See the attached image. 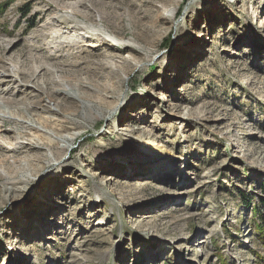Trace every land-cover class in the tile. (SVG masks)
<instances>
[{"label":"rangeland","instance_id":"374dc122","mask_svg":"<svg viewBox=\"0 0 264 264\" xmlns=\"http://www.w3.org/2000/svg\"><path fill=\"white\" fill-rule=\"evenodd\" d=\"M98 9L137 48L85 38L82 53L43 57L90 35L73 25L99 26ZM110 53L128 63L98 90ZM39 61L59 79L39 74L45 91L2 73ZM85 78L87 114L59 91ZM17 86L32 92H5ZM0 95L15 98L0 107V163L30 147L8 201L0 174V264H264V0H0ZM34 154L40 168L24 169Z\"/></svg>","mask_w":264,"mask_h":264},{"label":"bare ground","instance_id":"6f19581e","mask_svg":"<svg viewBox=\"0 0 264 264\" xmlns=\"http://www.w3.org/2000/svg\"><path fill=\"white\" fill-rule=\"evenodd\" d=\"M230 2H232V0H230ZM222 10H224V9L222 8ZM88 11L89 10H87L86 13H84V14H83V11L81 13L83 14V16H86V17L91 16V13H89ZM78 12H79V9H77V13ZM171 13L173 15L175 13V10H171ZM107 18H119V17H118L117 13L108 12L107 9H98V17H96V20L98 21V23H101V24H99V26H92V25H88L85 23H79L78 24V22H76V24L73 25V27L75 29H77L76 31L82 30V31L91 32V34L86 35V36L84 35L82 37L83 39L80 38L77 41H76V39H74V41H76L75 44L69 43L72 40H70L68 42L64 39H61V41L57 40L56 41L57 43H54V42L51 43L50 42L51 44L46 45L47 53H45L43 55V57H45L47 59L57 58L56 55H59V54H56V52L62 51V53H63L64 50H68L69 53H73L71 50L74 47L79 48V50H78V51H80L79 53H82L83 52V50H82L83 45L80 44V42L81 41L83 42V40H85V38H91V39L94 38L95 40H100L101 45L108 44L109 42H111L112 43L111 48L118 50V51L124 50L125 48H128V47L137 48L136 47L137 44H135V42L131 38L119 37V36L110 34L108 32V30L102 26V23L104 21L107 22L109 20ZM59 23L62 24V22H60V21H59ZM66 30H68V29H66ZM57 38H60V37H57ZM71 45H72V49L70 48ZM86 45H89V43H86ZM90 45L94 46V47L97 46L95 43L94 44L91 43ZM69 48H70V51H69ZM107 56L101 58L100 61L97 63L91 62V64L96 63L99 67H103L104 69L111 68V71L108 73V76H107L108 82L104 83V85H98V87L96 88L98 90H106V89H110V88L114 87L115 82L113 81V79L118 74V71L120 72V70L124 67V64L128 63V61H127V58H129L128 55L126 56L127 58L121 57V55H118V57H120L118 59L115 58L116 56H112L111 53H110V55H107ZM12 67H14V66H12ZM16 68H13L14 70H11L9 67H6L7 71H3L2 73H3V75H5V78H8L11 76V77H13V80H15V79L18 80L17 75L14 74V72H15V73L19 74V77L25 79L26 81L35 83L38 86V90H40V91H45L46 86L41 85V82L38 80L39 74H42L40 77L43 79V81L45 80L46 83L49 81L51 83H59V79L58 78L56 79L55 77L45 79V75L46 74L51 75L55 69L53 67H51L50 65L46 64L44 61H41V62L39 61L38 65L33 66L31 72H28L27 70H25L23 68H19V69H18V67H16ZM60 71L62 72V69H60ZM104 76L106 77V74ZM75 81H77V82L72 83L73 80H67L66 83H63V84L60 83L61 88L59 89V91L62 93V95L64 97L63 99H61L62 103L65 100V98H67V99L71 98L73 100H78V99L86 100V102H83L84 106L86 108L84 113L87 114L88 111L92 112L95 109L97 102H95V104L93 102H91L90 101L91 95L87 91H85V88H87V86L89 85V84H87V82H90L89 78H85V80L83 82H81L79 80H75ZM18 85H20V84H18ZM74 86L77 87L79 92L77 90H75L76 88ZM84 86H86V87H84ZM16 88H17L16 90H13L15 93H11V89H5V92H9L12 96H14L17 92H20V91L21 92L25 91L26 93L32 92V90L29 91L27 89V87L17 86ZM14 99H15L14 97H4L3 95H0V107L4 104L12 103V101ZM57 103L59 104V101ZM46 108L48 111L57 110V109H53L51 107H46ZM113 109H114V107L111 110H109L108 113H110V111H112ZM99 115H100V113H98V116ZM26 122H27V127L24 126L23 127L24 129H30V130H36V131H38V128L40 129V127L38 126L39 124H37L36 120H34L33 118L30 117V118L26 119ZM43 124H45V127H48V126H46V124H47L46 120L43 121ZM21 135L22 136L29 135V131L23 130ZM1 137H3V136H1ZM61 139H62V141H65V142H68L71 140L67 136L61 137ZM4 144L1 143L0 145L4 146ZM27 146L25 143H17V144L12 143L10 146H7V151L11 152L9 156L7 154L4 156V159L6 160L7 164L3 163V161L0 163V166L3 168V169L0 168V174L5 176L4 177L5 182L2 185V191L6 194V196H7L6 200L7 201H8V199L10 200V198L12 197L11 193L13 192V190L16 188V185H17V184H15L17 181V177L15 178L13 176H10L9 172L11 171L12 168L16 167V164L18 163V155H16V154L22 153L24 151L28 152L30 147H27ZM38 147L40 148L41 145L39 144ZM39 153H41V152H39ZM61 156L62 155L60 153L59 155L55 154V157H51L48 161L49 168L58 167V165L60 164V162H58V159L61 158ZM41 157L42 156L39 154H34V157H30L28 159L27 165L24 169L34 168L37 171L40 168V165H38L37 161ZM58 171H59V169H58ZM58 171H56V172H58ZM49 174H50L49 171H47L45 173H43V171H41L38 174V176H36L32 180H33V182H35L40 176H42L38 180V181H40L43 177L48 178L50 176ZM54 175L56 176L57 174L54 173ZM30 188H31V186L23 189V191L28 192L27 197L30 194H32V191H31L32 189H30ZM4 231H5V229H4Z\"/></svg>","mask_w":264,"mask_h":264}]
</instances>
